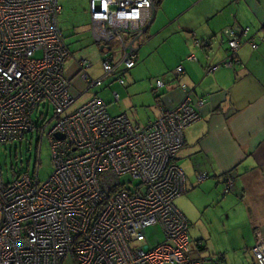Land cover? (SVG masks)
<instances>
[{
	"label": "built area",
	"instance_id": "obj_1",
	"mask_svg": "<svg viewBox=\"0 0 264 264\" xmlns=\"http://www.w3.org/2000/svg\"><path fill=\"white\" fill-rule=\"evenodd\" d=\"M58 1L0 0V146L38 138L32 174L20 172L4 183L0 173V264H222L193 255L198 245L175 206L186 194L185 175L175 161L185 129L200 120L204 99L180 84L182 100L144 125L110 115L97 95L66 114L77 98L65 70L71 54L58 24ZM156 1L88 0L91 39L102 47V75L93 80L92 63L75 61L82 95L109 80L125 86ZM248 33L238 25L221 32L229 54L221 66L240 64L237 53ZM193 46L207 44L194 40ZM186 60L196 61L193 55ZM174 74L184 71L177 67ZM164 87L160 80L153 83L157 101ZM111 100L119 103L116 92ZM49 109L51 119H43ZM44 136L53 171L40 182ZM124 176L139 184L127 188L120 182ZM204 180L197 176V183ZM232 190L230 177L223 191ZM151 227L160 228L163 242L143 247ZM250 253L252 264H264V237L258 233Z\"/></svg>",
	"mask_w": 264,
	"mask_h": 264
},
{
	"label": "crops",
	"instance_id": "obj_2",
	"mask_svg": "<svg viewBox=\"0 0 264 264\" xmlns=\"http://www.w3.org/2000/svg\"><path fill=\"white\" fill-rule=\"evenodd\" d=\"M233 25L247 27L249 33L237 53L240 64L227 68L221 66L229 55L221 32ZM194 40L207 46L196 48ZM68 50L72 65L66 75L73 84L72 95L79 100L83 85L76 77L75 61L84 58ZM101 51L99 47L96 54L100 61ZM151 55L158 56V64L149 62ZM190 55L195 62L186 60ZM140 61L121 87L126 89L131 77L130 91L138 93L142 85L149 94L152 82L138 78L137 73L149 70L150 74L152 65L160 70L158 77L165 79L161 97L153 98L155 103L149 106L146 123L160 109H171L182 100L180 84L204 99L200 120L185 129L175 161L186 179V194L175 201L176 208L187 219L200 222L198 215H211L220 223L229 247L217 251L219 262L226 264L225 254L242 253L247 264H252L250 250L256 233L264 237V0H161L139 48ZM214 66L219 67L208 72ZM177 67L184 75L174 74ZM127 109L123 105L116 115L127 116ZM197 176L205 180L199 184ZM230 177L233 190L224 194Z\"/></svg>",
	"mask_w": 264,
	"mask_h": 264
},
{
	"label": "rangeland",
	"instance_id": "obj_3",
	"mask_svg": "<svg viewBox=\"0 0 264 264\" xmlns=\"http://www.w3.org/2000/svg\"><path fill=\"white\" fill-rule=\"evenodd\" d=\"M60 14L58 15V24L59 28L65 36V42L70 51L75 52L74 56L79 58L89 60L94 64L92 70L89 71V76L95 80L98 79L102 72L100 70V59L97 57L98 46L95 45L91 39L90 34V20L88 13V0H59ZM98 47V48H97ZM36 58L39 57L37 54ZM149 62H152L153 65L158 64L159 59L157 55L149 56ZM72 58H69L65 62V70L68 72L72 65ZM142 64V61L137 62L135 68L128 72V74H133L139 66ZM153 65L149 70L140 71L137 73V77L153 83L157 80H160L164 83L165 79L163 77H158L160 75V70L154 68ZM160 67V66H159ZM134 79V78H133ZM133 79L127 81V87L119 86L117 83H112L108 86V83L105 82L101 88H93L86 95H83L79 100L75 102L73 107L66 112L69 114L77 107L81 106L87 100L91 99L93 96L98 95L105 104L107 105L108 112L111 115H116L120 112V108L123 105H127V116L128 118L138 125H144L148 117V110L151 103L154 102V97L151 94L144 92V89L140 88V91L132 92L130 91ZM126 81V75H125ZM136 81V80H134ZM143 84V83H141ZM165 84V83H164ZM79 87V83L76 84V88ZM116 92L120 97L119 105L111 104V93ZM47 116V119H51L52 111H46L44 117ZM37 118L36 116H33ZM53 124L50 125V127ZM48 129L46 130V132ZM37 140L38 138L33 135L32 137L28 136L22 141H16L13 143L0 146V173L4 183H9L12 180V172H28L33 173L35 168L36 160V149H37ZM52 165L50 159V148L46 136L43 137L40 146L39 154V166H38V179L40 182H44L52 173ZM120 182L125 184L126 187H133L139 184L138 181L131 179L128 176L120 178ZM127 183H130L128 185ZM200 216L197 220L187 219L189 223V237L193 245H198V248L194 247L193 255L204 259L207 263L210 261H219L221 256L217 251H222L227 246L229 247V241L225 238L224 233L220 232V223L211 219V215H198ZM163 242V235L159 227H151L145 231V242L142 244L143 247L153 248L158 244ZM223 256V255H222ZM225 257L226 264H247L245 257L242 253H235L234 255H229Z\"/></svg>",
	"mask_w": 264,
	"mask_h": 264
},
{
	"label": "trees",
	"instance_id": "obj_4",
	"mask_svg": "<svg viewBox=\"0 0 264 264\" xmlns=\"http://www.w3.org/2000/svg\"><path fill=\"white\" fill-rule=\"evenodd\" d=\"M160 1H161V0H157V1H156V3H155V9L158 8V5H159ZM227 49H228V48H227ZM154 99H155V98H154ZM155 100H156V99H155ZM19 173H20V172H17V173L12 172V178H15L16 176H18Z\"/></svg>",
	"mask_w": 264,
	"mask_h": 264
},
{
	"label": "water",
	"instance_id": "obj_5",
	"mask_svg": "<svg viewBox=\"0 0 264 264\" xmlns=\"http://www.w3.org/2000/svg\"><path fill=\"white\" fill-rule=\"evenodd\" d=\"M100 49H102V47H100ZM56 138L62 140L63 139V136L62 135H57Z\"/></svg>",
	"mask_w": 264,
	"mask_h": 264
}]
</instances>
